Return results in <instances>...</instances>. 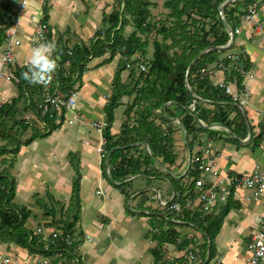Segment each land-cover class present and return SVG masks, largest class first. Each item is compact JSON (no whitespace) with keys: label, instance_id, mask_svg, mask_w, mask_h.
I'll list each match as a JSON object with an SVG mask.
<instances>
[{"label":"crops","instance_id":"0c3cea01","mask_svg":"<svg viewBox=\"0 0 264 264\" xmlns=\"http://www.w3.org/2000/svg\"><path fill=\"white\" fill-rule=\"evenodd\" d=\"M9 1L16 10L23 0ZM238 1L244 0H235L231 4ZM27 2L17 24L22 44L16 50V66L21 68L26 66L31 49L38 42H43L36 41L34 35L37 22L45 17V9L49 18L46 24L51 32L44 41H56L55 56L59 62V51L67 50L71 55L77 45L84 43L89 46L105 35L108 29L103 30L100 26L105 15L109 16L114 8V0ZM231 4L225 9L231 11ZM254 4L264 13V0H257ZM73 18L84 22L75 27ZM71 24L74 29L82 26L79 34L71 30ZM228 24L235 32L233 44L228 50H222L223 47L217 49L225 51L220 59H230L233 71L211 65L207 72L214 85L229 86L241 99L233 98L235 102L230 105L227 125H208L199 120V126L206 130L198 132L196 139L183 126L185 112L175 103L154 110L148 121L144 122L148 114L146 106L136 104L130 110L137 97L135 92L134 96L123 98L122 105L115 112L116 119L111 129L116 140L129 136L130 143L107 153L103 133H99L93 125L105 122V107L113 94V81L121 61V56H116L113 62H109V53L86 64L85 73L73 86L78 93L76 108L56 113L55 124L60 128L49 136L31 141L34 128L44 133L46 125L35 110L25 109L24 99L19 103V107L21 103L24 104V112L29 110L28 117L20 120L28 121L26 131L31 135L21 141L24 145L16 157L6 155L0 158H12L10 169L6 166L0 172L7 171L16 179L15 199L22 196L28 203L32 201V195L43 194L41 198L45 205L51 207L52 201L57 203L56 221L68 224L74 221L73 216L78 211L77 200L73 201V189L77 173L81 174L80 214L74 228L72 254L81 263L180 264L185 254L193 251L198 256L197 264H248L251 234L258 231L264 217V195L256 197L248 189L234 187L231 178L235 175H254L264 169V139L261 136L264 124V23L261 27L249 25L238 13ZM71 34L78 38L76 45L71 44V38L68 39ZM79 35H84L85 39ZM237 56V62L231 58ZM64 67L69 73L70 63ZM4 69L12 74L15 67ZM129 74L130 71L123 74V81L135 89L137 81L129 78ZM238 74L243 76V89L247 95L241 90L237 91ZM4 83L16 86L13 80L3 81L0 88ZM9 93H3L6 97L4 101L0 100L3 104L19 96V90L17 96ZM199 99L204 108L216 110L214 102ZM35 101L36 107L43 109V104ZM20 110L18 114H21ZM64 110L65 121L62 122ZM164 111L165 115L160 117ZM139 120L149 126L142 128ZM131 129L133 134L130 135ZM160 132L170 133L171 150L167 159L162 153L154 156L151 148L152 136ZM100 149L103 151L100 152ZM120 149L128 150L125 153L128 158L141 162L138 173L124 178L117 175L116 168L121 159L111 165V158ZM202 153L208 161L203 172L198 170L196 162L197 156ZM147 155L153 160L148 161ZM8 160L3 159V164L5 161L7 164ZM197 180H202L204 189L216 195L209 211L204 209L199 199ZM176 202L180 204V211L173 209ZM32 204L36 208L28 207L32 216L26 223V229L33 236L41 237L46 245L57 232L52 224L54 219L46 216L37 205L36 198ZM73 204L70 212L68 208ZM209 218L214 219L210 221ZM215 219H222L217 231L212 226ZM201 222L203 229L209 228L215 235L211 259L209 247L211 245L212 250V240L199 226ZM0 245L7 254L19 258L22 264H33L36 257L42 256L11 240L6 243L0 241ZM154 251H159L162 260L156 258ZM65 255H58V264H77V259L74 260L71 254Z\"/></svg>","mask_w":264,"mask_h":264},{"label":"trees","instance_id":"16d2710c","mask_svg":"<svg viewBox=\"0 0 264 264\" xmlns=\"http://www.w3.org/2000/svg\"><path fill=\"white\" fill-rule=\"evenodd\" d=\"M224 1L226 0H167L165 7L170 11L168 19L159 24L152 21L150 8L155 6V4L151 0H114L112 13L109 16L105 15L103 19V24L110 26L104 32L105 35L98 37L97 41L89 46L84 43L77 45L71 55L68 54L67 50L59 51L61 60L57 62L58 66L52 83L59 85L64 91L74 90L73 86L85 73L86 64L94 58L103 57L109 53V62H113L116 56H121L134 64L133 68L130 69L129 78L137 81V91H135L136 88L131 89L127 83L123 82L122 75L129 69L127 67L128 62L121 59L113 81V94L105 107L106 125L103 129V138L106 142L105 149L107 153L115 147L126 146L130 143L128 140L129 136H122L119 140H116V137L112 135L111 129L116 119L115 112L122 105L123 98L125 96H133L135 92L137 97L130 110H133L136 104L138 106H146L145 111L148 114L143 119L144 122L148 121L154 110L161 109L168 103H175L184 110L185 117L182 120V124L189 135H193L195 139L198 132L206 130L199 126V120L208 125L213 123L227 125L229 123L230 105L235 101L233 97L225 93L224 88L213 84L207 72L208 67L211 65L233 71L230 59H220L225 51L215 49L205 53L193 66L189 75L191 90L199 98L214 102L216 104L215 111L204 108L202 106L203 103L199 102L194 113L191 112L190 105L195 98L186 87L187 71L192 61L206 48L225 47L229 43L230 36L225 29L224 21L220 14V6ZM256 1L244 0L231 4V11L225 9L228 23H230L235 14H246ZM242 7L244 8L243 12ZM15 15V9L10 1L0 0V21L2 23V27H0V51L5 41V29L13 26ZM48 20L47 10L45 9L43 22L46 24ZM130 20L135 30L128 38H125L123 33L130 26ZM168 20L172 21V24H169ZM190 22H192V25L189 24ZM153 33H156L158 37L153 39L154 52L153 60L150 61L149 65L150 72L149 74L145 72L138 73L135 69V64L148 56L149 42ZM67 63H70L71 66L69 73H66L64 69ZM25 70L26 67L21 68L19 66H16L13 70V81L19 90V96L10 103L3 104L0 108V140L4 143L0 146V158L6 155L16 157L24 145L19 139V128L26 131L29 125L27 120H18L21 100H25V109L35 110L37 116L46 125L44 133L34 128L31 141L45 138L52 131L60 128V125L55 124L56 112L52 108L50 112L44 114L43 109L36 107L35 99L38 100V103L44 104L43 88L42 86H33L26 82L21 75ZM202 70L206 71L205 75L202 74ZM236 77L239 88L237 91H242L243 76L238 74ZM140 84H143V86L140 87ZM65 113L64 110L62 122L65 121ZM164 115L165 111L160 117ZM8 122H11L12 125L9 126ZM132 131V129L129 131L130 135L133 134ZM168 134L160 132L152 136L151 148L154 156L157 153H162L166 159L168 158V152L171 150ZM127 151L123 149L117 150L111 158V165L121 159L116 171L117 175L122 176V178L138 173L142 165L139 160L128 158L125 155ZM147 159L148 161L153 160L150 155H147ZM80 181L81 174L78 172L73 189V201L77 200L78 211L73 216L74 221L69 224L64 221H59V224L56 221V213L58 212V209L55 208L56 202L52 201V206L49 207L42 202V199H37V205L44 210L46 216L49 215L54 219L52 224L56 227L57 232L55 233L59 235L57 239H53L52 236L54 244L45 245L41 237L33 236L32 232L26 229V223L31 218L32 212L28 208L18 206L14 202L17 189L16 179L7 171L0 172V241L6 243V241L11 240L13 243L23 248H28L43 257H54L55 261L53 264H58L59 254L72 255L74 251V228L80 214ZM73 208L74 204L68 210L72 212ZM213 219L209 218L210 221ZM221 224L222 219H215L212 226L217 231ZM199 226L202 228L203 222L199 223ZM203 231L212 240L211 259L214 254L215 235L209 228H204ZM61 233L70 237V245L68 243L69 240H64L63 236L60 235ZM154 255L157 259H161L159 251H154ZM71 257L74 260H78H76L77 264H83L74 255ZM204 257H206V254ZM162 264L166 263L162 262Z\"/></svg>","mask_w":264,"mask_h":264},{"label":"built area","instance_id":"2783aa9c","mask_svg":"<svg viewBox=\"0 0 264 264\" xmlns=\"http://www.w3.org/2000/svg\"><path fill=\"white\" fill-rule=\"evenodd\" d=\"M25 0L22 1V5L20 8L15 10V17L13 19V26L10 28L5 29V41L4 45L0 51V84L3 81L11 82L13 80V74H8L5 71V67H16L17 65V55L16 50L18 47L21 46V39L20 33L17 28V24L19 18L24 14L26 6L24 5ZM261 18V20H259ZM264 13L259 8L257 4L252 5L246 14L242 15V20L245 23H248L252 26L261 27L262 23H264ZM0 27H2V23L0 21ZM51 30L47 24H45L42 20L37 22V29L35 31L34 39L36 41H44L47 36L50 34ZM234 61H238L239 57H231ZM125 60L128 62V69H132V63H130L127 58ZM26 67V66H24ZM135 67L141 71L146 72L147 67L143 60L137 61ZM206 71L202 70V74L205 75ZM220 87L225 89V93L235 100L241 99V97L232 91L229 86H222ZM43 88V87H42ZM44 92V104L43 110L45 113L50 112L51 108L56 113L63 110V109H74L77 106V98L78 93L75 90L64 91L59 85H54L53 83L48 86L46 89L43 88ZM242 92L247 95V92L243 89ZM75 96L76 99L69 103L71 97ZM200 100L195 98L191 105L190 110L194 113L196 110ZM3 106V103L0 101V108ZM105 122H97L93 125L99 133H103V129L105 127ZM261 136L264 139V124L261 129ZM103 149H100L102 152ZM205 154H199L197 156L196 162L198 163V170L201 172L205 171L208 165V161L205 158ZM231 183L234 187L241 189L245 188L253 192L254 196L260 197L264 195V169L257 174L254 175H235L231 178ZM196 188L200 189L198 192L199 199L203 203V207L206 211L211 209L212 203L216 197L215 193L212 191H207L204 189V182L202 180L196 181ZM180 204L176 202L173 205V209L175 211H180ZM60 235L63 236L64 240H69V245L71 244L70 237L61 233ZM53 239H57L59 237L58 233H54ZM51 238L48 240L47 244H54V241ZM248 250L250 252V259L248 264H264V217L260 223V227L257 232L251 234L250 242L248 243ZM61 255V254H59ZM55 261L54 257H43L38 256L35 258L33 264H53ZM198 256L195 252L190 251L187 252L184 256V261L182 264H197ZM0 264H22V261L19 258L13 257L7 254L0 245Z\"/></svg>","mask_w":264,"mask_h":264},{"label":"rangeland","instance_id":"374dc122","mask_svg":"<svg viewBox=\"0 0 264 264\" xmlns=\"http://www.w3.org/2000/svg\"><path fill=\"white\" fill-rule=\"evenodd\" d=\"M166 1L167 0H151V2L152 3H154L155 4V6H152L151 8H150V11H151V13H152V21H154V22H156V23H162V22H164V21H166L167 19H168V13L170 12L169 10H167L166 9V7H165V3H166ZM73 14V13H72ZM71 14V17H73V15ZM128 19V18H127ZM171 20H173V19H171ZM131 21V20H130ZM169 21V24H172V21H170V20H168ZM75 22V27H76V25H78V24H80V25H82V23L84 22V21H82L81 20V23H80V21H78L77 19H75V18H73V21H72V23H74ZM189 24H191L192 25V22H190ZM80 27H82V26H79L78 27V29L77 28H75L74 29V26L71 24L70 25V28H71V30L73 29V31H75V32H77L78 34H79V30H82V28H80ZM100 28L101 29H103V30H105V29H109L110 28V26L109 25H105V24H101V26H100ZM225 29H226V27H225ZM135 30V28H134V26H133V23H132V21H131V24H130V26H128L126 29H125V31H124V33H123V35H124V37L125 38H128L129 37V35L131 34V33H133V31ZM83 34H84V32H83ZM74 34H71V35H69V38L68 39H70L71 38V44H75L76 45V41L78 40V38H74ZM80 36V35H79ZM80 37H82L83 39H85V36L84 35H82V36H80ZM156 37H158L157 35H156V33H153L152 34V38H151V40H150V42H149V51L150 52H148V56H146V58L144 59V63L146 64V67L148 68L147 69V71L145 72V73H147V74H149V72H150V61L151 60H153V53L152 52H154V47H153V39H155ZM160 39V38H159ZM88 43V42H87ZM74 45V46H75ZM138 58V57H137ZM121 59H122V57H121ZM124 59V58H123ZM193 62V61H192ZM191 65V64H190ZM133 66H134V64L132 65V68H133ZM135 69H136V67H135ZM130 71V69L129 70H126L125 72H129ZM137 71V70H136ZM124 72V73H125ZM138 72V71H137ZM139 73V72H138ZM123 76V75H122ZM124 82V81H123ZM124 83H126V82H124ZM12 84V83H11ZM7 85V86H6ZM128 85V84H127ZM128 86H130V85H128ZM145 86H146V84H145ZM130 88L131 89H133L131 86H130ZM10 92L9 94H13V96H17L18 95V89H17V87L14 85V84H12V85H9L8 83H4L3 84V87H1L0 88V93H1V95H0V100L1 101H4L5 100V95L3 94L4 92ZM9 96V95H8ZM134 96V95H133ZM127 97H130V96H127ZM135 99H136V97H135ZM134 99V100H135ZM10 101H11V99H10ZM2 103H4V102H2ZM23 107H24V104L23 103H21L20 104V111H21V114H19V117H18V119L20 120V118H24V119H26L27 117H28V115H27V113L29 112V110L28 111H25L24 112V110H23ZM22 112H23V114H22ZM140 121V120H139ZM140 123V125L142 124V128H147L148 126H149V124H146V123H143L142 121H140L139 122ZM8 125L9 126H11L12 125V123L11 122H8ZM149 132V131H148ZM212 134H215L214 132L212 133ZM30 135H31V132H29V131H24V130H22L21 128H19V139H20V141H25L26 139H28L29 137H30ZM99 137H100V135H99ZM39 141H41V142H45V141H43V140H39ZM1 145H3V142L0 140V146ZM3 159H9L8 161V163L7 164H3ZM3 159H1L0 160V171L1 170H3V169H5V167L6 166H8V168L10 169V162H11V160H12V158H3ZM150 195H151V193H150ZM149 195V196H150ZM31 197H33L32 198V201H29L28 203H27V201H25V200H23V198H22V196H19V198L18 199H15V203H17L18 205H20V206H25V207H31V209H33V208H36V206L34 205V204H32L33 203V199H35L36 198V200H37V198L38 199H42L43 197H44V195L43 194H40V195H37L36 197H35V195H32ZM40 197V198H39ZM42 197V198H41ZM36 202V201H35ZM42 202L44 203V201L42 200Z\"/></svg>","mask_w":264,"mask_h":264},{"label":"clouds","instance_id":"9594fccd","mask_svg":"<svg viewBox=\"0 0 264 264\" xmlns=\"http://www.w3.org/2000/svg\"><path fill=\"white\" fill-rule=\"evenodd\" d=\"M27 0L24 5L26 6ZM57 51V43L55 40L38 42L31 49L27 58L26 70L21 73L23 79L30 85H39L47 88L53 82L54 74L57 69V60L55 53ZM76 99L71 97L69 103Z\"/></svg>","mask_w":264,"mask_h":264},{"label":"water","instance_id":"95a60500","mask_svg":"<svg viewBox=\"0 0 264 264\" xmlns=\"http://www.w3.org/2000/svg\"><path fill=\"white\" fill-rule=\"evenodd\" d=\"M235 0H226L224 1L221 6H220V13H221V16H222V19L224 21V25L226 27V30L228 31V33L230 34L231 36V39H230V42L227 46L221 48L222 50H228L232 44H233V41H234V36H235V32L234 30L230 27V25L228 24L226 18H225V8L228 7L232 2H234ZM217 49V47H209V48H206L204 51H202L194 60L193 62L191 63V65L189 66L188 68V71H187V76H186V87L187 89L191 92V95L194 97V98H197L199 99V97L191 90L190 86H189V75L191 73V70L193 68V66L198 62V60L207 52L209 51H212V50H215ZM201 100V99H199ZM110 157L111 155L108 156V159L110 160ZM209 252H211V245L209 247Z\"/></svg>","mask_w":264,"mask_h":264}]
</instances>
